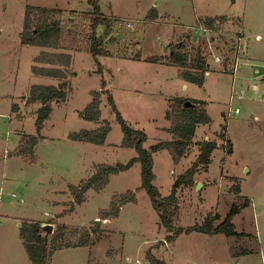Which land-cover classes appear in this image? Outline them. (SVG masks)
<instances>
[{"label":"rangeland","instance_id":"374dc122","mask_svg":"<svg viewBox=\"0 0 264 264\" xmlns=\"http://www.w3.org/2000/svg\"><path fill=\"white\" fill-rule=\"evenodd\" d=\"M99 6L112 31L105 34L100 26L97 36L103 37V48L111 56L94 58V11L88 0H0V264H31L20 236L24 222L51 224L54 231L61 225L93 230L100 212L128 192L136 193L135 204L123 206L117 219L102 221L99 232L91 234L90 246L53 251L51 264H152L151 256L167 264H264V100L258 99L264 92V0H100ZM28 7L62 12L65 48L23 44ZM153 7L156 20L148 17ZM209 17L224 20L212 36L198 35V24ZM238 39L247 44V66L233 81L230 65L216 63L215 56L228 54ZM178 42L193 55L204 50L210 64L204 86L186 82L180 66L144 61L167 56ZM43 52L72 55L66 78L70 93L65 102L52 103L32 159L18 154L22 140L37 135L41 105L28 104L27 98L33 86L57 87L60 82L33 72L34 66L51 67L36 62ZM248 60L260 69V81ZM95 91L101 94V121L109 122L112 130L105 144L74 142L70 134L102 125L79 117ZM106 91L124 120L146 133L147 150L171 141L167 115L178 100L207 103L212 121L200 126L196 143L179 163L167 150L154 153V184L163 196H170L174 183L197 161L201 143L215 141L209 165L198 168L191 186L178 188L174 223L190 228L218 216L219 224L234 205L249 201L233 218L239 236L183 233L168 244L170 234L141 188L139 163L112 175L105 189L90 190L85 202L73 208L74 186L89 181L101 165L126 164L136 156L135 149L122 146V126L111 112ZM244 91L249 98H231ZM238 107L241 113L236 115Z\"/></svg>","mask_w":264,"mask_h":264},{"label":"trees","instance_id":"16d2710c","mask_svg":"<svg viewBox=\"0 0 264 264\" xmlns=\"http://www.w3.org/2000/svg\"><path fill=\"white\" fill-rule=\"evenodd\" d=\"M100 0H88L89 5L93 9V21L91 24L90 35V53L94 58L98 56H111L110 51L103 48V37L97 36L98 27L102 26L105 34L111 33V25L105 17H103L99 6ZM25 22L23 27L22 42L25 45L40 46L45 48L57 49L65 48V23L62 19L60 10H47L42 8L28 7L26 9ZM148 17L153 20L159 18L158 11L154 7L151 8ZM224 18H206L201 22L207 26L216 29V24H221ZM137 60H140L137 57ZM148 63H165L167 65L180 66L185 70L181 73V77L186 82H192L200 86H204L206 72L209 70L207 57L202 48H199L197 53L193 55L188 46L183 42H178L172 45L167 56H151L144 59ZM36 62L50 65L51 67H33V72L36 75H43L52 78L60 79L57 87L50 86H33L31 88L28 104H40L37 112L36 126L37 135L27 136L22 140V144L18 151L19 155L30 154L33 159L35 148L38 143V135L44 128V122L52 113L53 102H65L70 93V86L67 81V69L70 68L73 62L71 54L57 53L51 54L43 52L36 58ZM104 88L106 86L104 85ZM108 93L107 102L111 112L116 114V119L120 122L123 130L122 146L129 149H135L136 156L128 163H118L115 166L101 165L95 175L89 181L73 187L71 193L74 197L73 208L76 205H81L86 200V194L93 190L100 192L105 189L111 180L112 175L131 170L135 164L141 165V177L143 188L147 195L150 196L152 207L159 214L160 224L170 235L166 238L168 244L174 242L183 234H192L199 232L206 235H225L227 238L239 236L235 230L233 218L241 211L249 206V201L241 205H234L229 211L227 218L216 224L219 218L208 217L202 225H194L190 228L177 227L174 223V218L179 209V197L177 195L178 188L182 186H191L194 181L195 174L199 167L207 166L212 160V153L217 148L218 144L215 141H205L201 143V152L197 161L190 167L186 173L182 174L172 187L170 196H163L159 189L154 184L155 173V158L154 153L167 150L174 158L176 163H179L191 150L195 144L194 137L199 126H206L211 123L212 119L206 111L207 103L192 101V105L186 107L187 101L178 100L177 104L172 108L167 115V119L171 120L169 134L172 140L161 142L147 150V135L144 131L137 129L126 122L118 110L112 95ZM101 94L95 91L92 96L93 100L83 110L79 112V117L88 122H101L96 130H82L69 135V139L74 142H86L91 144H105L107 136L112 128L107 121H101ZM14 106V111H18V106ZM230 145V144H229ZM1 150V144H0ZM229 152L231 148L229 147ZM1 163V162H0ZM137 201L136 193L128 192L113 198L108 209L102 210L99 214L98 221H95L96 227L93 230L70 228L65 225L59 226L53 234L49 235L44 232L43 226L38 222H24L20 227V236L24 241V248L29 255L31 264H51L53 251L62 250L65 248H81L88 247L91 244L92 233H98L101 222L104 220L117 219L120 215V209L130 203L135 204ZM152 264H167L165 260L151 256Z\"/></svg>","mask_w":264,"mask_h":264},{"label":"built area","instance_id":"2783aa9c","mask_svg":"<svg viewBox=\"0 0 264 264\" xmlns=\"http://www.w3.org/2000/svg\"><path fill=\"white\" fill-rule=\"evenodd\" d=\"M215 26H217V24ZM197 27L198 28L196 30V33L198 35L204 33V34H206V36L207 35L208 36H212V32L214 31L213 28L207 26L206 24L204 25L201 22L198 24ZM211 40L214 41V38L211 37ZM209 42H208V44H210ZM246 54H247V44H246L245 40L244 39L243 40L242 39H238L236 44L234 45V47L228 51V54L215 56V62L220 64V65H222V66H225L226 63L228 65H230L229 70L231 71V74L233 75V81H234V80H236V78H238L240 76V73L243 72L244 67L247 66V63H245V60H244V56ZM209 55L211 56L210 52H209ZM247 62H249L250 66L254 69L253 71H254L255 75H257L258 81H260L262 79L261 78L262 75H261L260 69L256 68L252 64V62H250L249 60ZM208 64H209V62H208ZM209 67H210V64H209ZM208 71L210 72V70H208ZM259 88H260L259 84L254 83L253 90H254L255 93H259ZM233 92H234V90H233ZM235 97H237L238 99H244V98L247 99V98H249L246 95V91L242 92L239 95L238 94H234V95L231 96L232 99H234ZM258 99L260 101L264 100V92L259 95ZM240 113H241V109L239 107L236 108L235 109V114L238 115ZM13 196H16V194H13Z\"/></svg>","mask_w":264,"mask_h":264},{"label":"water","instance_id":"95a60500","mask_svg":"<svg viewBox=\"0 0 264 264\" xmlns=\"http://www.w3.org/2000/svg\"><path fill=\"white\" fill-rule=\"evenodd\" d=\"M190 105H192V102H191V101H188V102L186 103V107H189ZM200 187H202V184H201V183L198 184L197 189H199ZM43 229H44V231H45L47 234H49V235L53 234V232H54V230H53V225H51V224H46V225H44V226H43Z\"/></svg>","mask_w":264,"mask_h":264},{"label":"crops","instance_id":"0c3cea01","mask_svg":"<svg viewBox=\"0 0 264 264\" xmlns=\"http://www.w3.org/2000/svg\"><path fill=\"white\" fill-rule=\"evenodd\" d=\"M259 37V36H258ZM210 72L208 71L207 73H206V75H208ZM184 87H185V89H188V86L187 85H184ZM200 129V126L198 127V129H197V132H196V134H195V136L197 135V133H198V130ZM196 138L194 137V143H196V141L197 140H195ZM172 140V139H171ZM155 177H156V175H155ZM156 179V178H155ZM41 226H43L42 224H41V222H38ZM20 227H21V225H20Z\"/></svg>","mask_w":264,"mask_h":264}]
</instances>
